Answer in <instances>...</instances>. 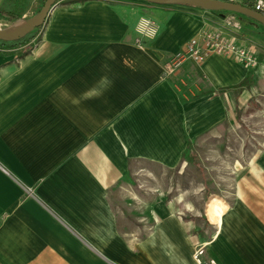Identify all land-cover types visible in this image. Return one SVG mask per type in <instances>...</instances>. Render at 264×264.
Returning <instances> with one entry per match:
<instances>
[{
	"label": "crops",
	"instance_id": "obj_1",
	"mask_svg": "<svg viewBox=\"0 0 264 264\" xmlns=\"http://www.w3.org/2000/svg\"><path fill=\"white\" fill-rule=\"evenodd\" d=\"M16 1L0 9L15 12ZM141 15L160 25L145 48ZM223 23L184 4L59 0L27 54L0 55V264L195 263L184 216L157 200L146 233L120 230L114 203L132 170L174 169L188 151L204 96L185 99L177 81L219 89L246 78L248 67L218 53L162 75L190 39Z\"/></svg>",
	"mask_w": 264,
	"mask_h": 264
},
{
	"label": "rangeland",
	"instance_id": "obj_2",
	"mask_svg": "<svg viewBox=\"0 0 264 264\" xmlns=\"http://www.w3.org/2000/svg\"><path fill=\"white\" fill-rule=\"evenodd\" d=\"M43 4L18 0L13 10L26 20ZM213 10L224 20V32L252 50L255 66L248 67L241 86L216 89L177 81L185 99L204 96L190 120L188 151L174 169L132 170L114 205L126 215L118 220L120 230L139 225L146 233L157 221L152 209L157 200L184 216L193 236L194 264H264V24ZM13 20L0 12L3 27ZM15 49L10 55L18 57ZM213 201L224 211L220 223L211 212Z\"/></svg>",
	"mask_w": 264,
	"mask_h": 264
},
{
	"label": "built area",
	"instance_id": "obj_3",
	"mask_svg": "<svg viewBox=\"0 0 264 264\" xmlns=\"http://www.w3.org/2000/svg\"><path fill=\"white\" fill-rule=\"evenodd\" d=\"M256 10L264 12V1L258 0ZM160 30L156 19L148 15H141L136 23V43L145 48V40L154 39ZM218 53L235 58L246 67L256 64V57L252 50L244 45L237 36L226 34L218 28L203 30L197 37L190 39L185 46L172 56L163 66L162 75L169 76L176 72L186 59L198 62L204 61L210 54Z\"/></svg>",
	"mask_w": 264,
	"mask_h": 264
},
{
	"label": "water",
	"instance_id": "obj_4",
	"mask_svg": "<svg viewBox=\"0 0 264 264\" xmlns=\"http://www.w3.org/2000/svg\"><path fill=\"white\" fill-rule=\"evenodd\" d=\"M156 4H184L208 9H221L246 15L264 24V12L250 8L232 0H145ZM57 0H45L42 8L33 16L24 20L21 27L14 31L0 30V40L5 42L17 41L37 27L46 23L48 16L57 4Z\"/></svg>",
	"mask_w": 264,
	"mask_h": 264
},
{
	"label": "trees",
	"instance_id": "obj_5",
	"mask_svg": "<svg viewBox=\"0 0 264 264\" xmlns=\"http://www.w3.org/2000/svg\"><path fill=\"white\" fill-rule=\"evenodd\" d=\"M59 1V0H57ZM241 3L245 6H248L250 8L256 9V4L255 2H253L252 0H240ZM43 2H45V0H43ZM0 12L6 16H8L11 19H19L21 17V15L19 13L16 12H12V11H4L2 9H0ZM44 24L37 27L35 29L34 34L28 33L26 36H24L23 38L17 40V41H13V42H5L0 40V55H10L12 54L15 50H17V52H15V54L19 57V56H24L25 54H27L34 46L35 44L40 40V35L35 37L36 32L42 31ZM34 38V39H33ZM33 39V40H32ZM26 44H29L28 47H24ZM246 78H244L240 83L237 84V86H241L243 85V83H245Z\"/></svg>",
	"mask_w": 264,
	"mask_h": 264
},
{
	"label": "bare ground",
	"instance_id": "obj_6",
	"mask_svg": "<svg viewBox=\"0 0 264 264\" xmlns=\"http://www.w3.org/2000/svg\"><path fill=\"white\" fill-rule=\"evenodd\" d=\"M23 23H24V20L16 19V20H13L6 27H3L0 24V30L14 31V30H17L19 27H21L23 25ZM211 212L214 214V216L217 218L218 222L220 223L221 217H222L224 211L219 206V204L217 203V201H213L211 203Z\"/></svg>",
	"mask_w": 264,
	"mask_h": 264
}]
</instances>
